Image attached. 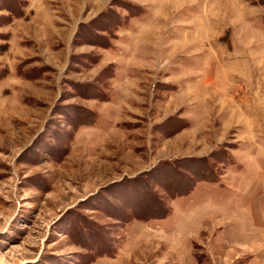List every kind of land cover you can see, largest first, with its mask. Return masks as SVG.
Instances as JSON below:
<instances>
[{
    "label": "rangeland",
    "instance_id": "rangeland-1",
    "mask_svg": "<svg viewBox=\"0 0 264 264\" xmlns=\"http://www.w3.org/2000/svg\"><path fill=\"white\" fill-rule=\"evenodd\" d=\"M0 264H264V0H0Z\"/></svg>",
    "mask_w": 264,
    "mask_h": 264
}]
</instances>
